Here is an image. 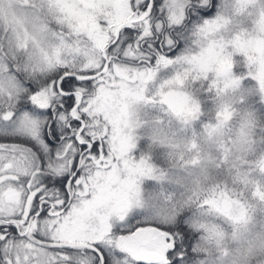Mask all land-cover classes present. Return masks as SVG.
Segmentation results:
<instances>
[{
	"label": "snow or ice",
	"instance_id": "obj_1",
	"mask_svg": "<svg viewBox=\"0 0 264 264\" xmlns=\"http://www.w3.org/2000/svg\"><path fill=\"white\" fill-rule=\"evenodd\" d=\"M0 264H264V0H0Z\"/></svg>",
	"mask_w": 264,
	"mask_h": 264
}]
</instances>
